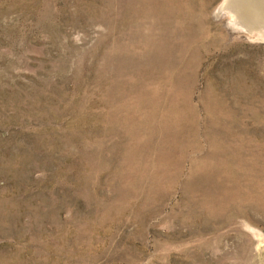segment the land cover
<instances>
[{
  "label": "rangeland",
  "instance_id": "1",
  "mask_svg": "<svg viewBox=\"0 0 264 264\" xmlns=\"http://www.w3.org/2000/svg\"><path fill=\"white\" fill-rule=\"evenodd\" d=\"M229 2L0 0V264H264V0Z\"/></svg>",
  "mask_w": 264,
  "mask_h": 264
},
{
  "label": "bare ground",
  "instance_id": "2",
  "mask_svg": "<svg viewBox=\"0 0 264 264\" xmlns=\"http://www.w3.org/2000/svg\"><path fill=\"white\" fill-rule=\"evenodd\" d=\"M229 1H230V0H224V4H223V5H227V4L229 5V3H230ZM224 7H225V6H224ZM233 13H234V11H233ZM233 13H231V14H233Z\"/></svg>",
  "mask_w": 264,
  "mask_h": 264
}]
</instances>
